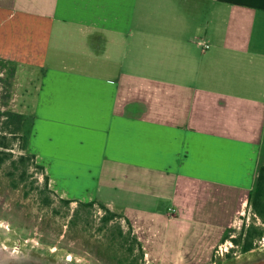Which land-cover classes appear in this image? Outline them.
<instances>
[{
    "label": "crops",
    "instance_id": "obj_1",
    "mask_svg": "<svg viewBox=\"0 0 264 264\" xmlns=\"http://www.w3.org/2000/svg\"><path fill=\"white\" fill-rule=\"evenodd\" d=\"M0 62L25 129L60 123V142L98 166L88 201L60 197L121 215L147 264H206L251 211L264 165V0H0ZM79 163L60 160V177L88 178Z\"/></svg>",
    "mask_w": 264,
    "mask_h": 264
},
{
    "label": "rangeland",
    "instance_id": "obj_2",
    "mask_svg": "<svg viewBox=\"0 0 264 264\" xmlns=\"http://www.w3.org/2000/svg\"><path fill=\"white\" fill-rule=\"evenodd\" d=\"M192 23L194 29L200 30L204 23L203 14L194 16ZM10 69L11 67L6 65L0 66V112L14 111ZM26 89L32 91L34 86H27ZM40 118L42 120L37 121L34 126L30 121L26 129L24 126L22 131L14 133V125H6V118L0 117V137L6 138L9 145L8 152L12 154L11 160L0 165V219L8 222L23 236L34 237L42 243L67 249L83 257L89 264H118L116 259L121 257V249L118 242L114 244L112 236L115 233L116 238H124L117 236L118 228L123 233L128 231L124 219L116 218L105 225L101 220L104 213L98 206L85 208L79 205L84 202L60 197V190H65L69 198L88 201L98 182L95 174L98 166L76 156L77 149L69 138L60 142V123L56 121L50 123L49 118ZM27 129L32 151L40 153V160L38 163L35 160H29L26 165L21 163L13 165V161H17L20 156L30 155L26 149L22 148L24 144L22 138ZM60 153L68 156L62 158ZM60 160H82L86 164L79 163L71 167L74 169L91 167L92 173L88 175V178H82L80 175L77 180L62 178L60 177ZM37 166L43 167V170L41 171ZM44 168L48 169V175ZM160 223V221L157 222V228L163 233ZM247 223L261 226L260 220L254 218L252 210L249 213L246 212L244 217H239L232 228L226 231L216 248L215 257H213L216 260L215 263L224 261L223 257L218 256L222 253L225 255L226 248L230 249L229 237L236 235ZM263 243L264 233L261 239V244ZM207 247L202 249L204 256L209 254ZM233 257L235 256L230 258ZM144 262L147 264L145 257ZM196 262L201 264L203 260Z\"/></svg>",
    "mask_w": 264,
    "mask_h": 264
},
{
    "label": "trees",
    "instance_id": "obj_3",
    "mask_svg": "<svg viewBox=\"0 0 264 264\" xmlns=\"http://www.w3.org/2000/svg\"><path fill=\"white\" fill-rule=\"evenodd\" d=\"M0 66H4L0 62ZM13 73L11 72L10 76H12ZM0 117H5L6 122L5 124H12L14 125V130L16 132H20L23 130L25 126V119L22 115L14 113V112H0ZM23 149L27 150V142H28V137L27 134L23 135ZM5 137H0V165L11 160L12 154L8 152V143L6 142ZM31 160H35V156L30 154L26 157L20 156L17 161H13V165L16 163H21L22 165H26V163ZM41 171L43 170V167L37 166ZM46 178V182H47ZM66 203L68 201H65ZM69 203V202H68ZM248 204L251 207V210L253 212L254 218L259 219L261 222V228L258 226H251L247 229V245L244 247V252L252 250L257 247V245H254L252 242L253 240L259 239L260 237L263 236L264 231V165L261 166L258 170V177L255 183V186L253 190L249 194V199H248ZM81 207L85 208H91L94 206H98L100 210L103 211L104 215L102 216V222L105 223V225L113 221L116 218H123L121 215H118L116 213H113L109 211L104 205L92 201L88 203H79ZM127 226H128V231L127 233H123V231L118 228L117 236L124 237L122 239L116 238L115 233H113L112 236V241L115 243H119L120 246V252H121V257L116 259L118 264H144V252L142 249L141 244L138 242L137 238L132 235V230L131 227L129 226L128 222L125 220ZM125 236L127 238H125Z\"/></svg>",
    "mask_w": 264,
    "mask_h": 264
},
{
    "label": "water",
    "instance_id": "obj_4",
    "mask_svg": "<svg viewBox=\"0 0 264 264\" xmlns=\"http://www.w3.org/2000/svg\"><path fill=\"white\" fill-rule=\"evenodd\" d=\"M0 264H89L67 249L25 237L0 219ZM215 264H264V243Z\"/></svg>",
    "mask_w": 264,
    "mask_h": 264
},
{
    "label": "flooded vegetation",
    "instance_id": "obj_5",
    "mask_svg": "<svg viewBox=\"0 0 264 264\" xmlns=\"http://www.w3.org/2000/svg\"><path fill=\"white\" fill-rule=\"evenodd\" d=\"M250 220V219H249ZM248 220V221H249ZM256 226L254 223H247L245 225H243V227L240 228V231L236 234V235H229L230 240H231V245L229 246V250H227V252L225 253V255H220L218 257H223L224 260L229 259L232 256H236L237 254L243 253L244 251V247L247 245V241H246V237H247V229L251 226ZM261 239L262 237H260L259 239H254L253 240V244L254 245H258L261 244ZM215 255L213 254L211 259L208 261L210 264V262L215 263L216 260H214ZM220 260V259H219Z\"/></svg>",
    "mask_w": 264,
    "mask_h": 264
},
{
    "label": "built area",
    "instance_id": "obj_6",
    "mask_svg": "<svg viewBox=\"0 0 264 264\" xmlns=\"http://www.w3.org/2000/svg\"><path fill=\"white\" fill-rule=\"evenodd\" d=\"M203 46H204V48H207V45H205V44H203ZM170 211H171V209H170ZM243 217H244V214L242 215ZM254 216V215H253ZM249 220V217H247V221ZM220 250H221V248H220ZM227 248L224 250L225 251V253L227 252ZM223 251V252H224ZM223 254V253H222Z\"/></svg>",
    "mask_w": 264,
    "mask_h": 264
}]
</instances>
